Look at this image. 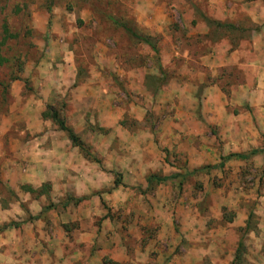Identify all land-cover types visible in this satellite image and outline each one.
Listing matches in <instances>:
<instances>
[{
  "label": "rangeland",
  "instance_id": "374dc122",
  "mask_svg": "<svg viewBox=\"0 0 264 264\" xmlns=\"http://www.w3.org/2000/svg\"><path fill=\"white\" fill-rule=\"evenodd\" d=\"M225 7L0 0V229L18 225L0 232V264H264L250 237L264 223V152L225 161L264 149L260 65L203 66L219 59L209 42L254 34L243 17L228 30ZM115 21L152 38L159 60Z\"/></svg>",
  "mask_w": 264,
  "mask_h": 264
},
{
  "label": "crops",
  "instance_id": "0c3cea01",
  "mask_svg": "<svg viewBox=\"0 0 264 264\" xmlns=\"http://www.w3.org/2000/svg\"><path fill=\"white\" fill-rule=\"evenodd\" d=\"M218 2H221L223 7H228L223 8L222 15V18H225L224 20H227V24H233L226 26L228 30L233 31L235 28V24H237V28L243 26H240L238 23H236V20L240 21L238 17H243L246 18L247 22L250 25L248 28H246L247 30L255 27L254 34L252 33V35L248 39H246L240 34V32L243 31L242 30L238 32V37H233L234 39L229 40L224 39L219 45L217 44L216 46H213L212 43L209 42V47L207 46V48H209V50H212L213 48V51L215 52L214 56L219 57V59H210V57H207V55L205 54V56L203 57V66L209 68L220 67L219 69L238 67L239 72L240 70L244 72V70L249 69L251 65L254 66L255 64H257L256 68L259 65L260 68H258V71H256V73L258 72L259 75L264 78V2L256 0V2L252 3L251 6L246 4L243 5L245 0H218ZM242 33H245V29ZM235 41L240 43L235 44ZM237 45L239 46L237 47ZM210 55L212 56L213 53ZM253 59L254 62L253 64H251V61ZM257 111L261 112L260 110ZM241 121H243V118L241 119ZM228 226L230 228V231H232L233 233L229 235L226 233L224 234L229 238L233 234L235 235L234 238H236L238 236V234L236 233L237 230L244 228L246 224L244 220H239L228 224ZM250 237L252 242L253 239H255L257 252L264 249V223H261L259 225V232L257 234L253 232ZM228 249H230V246L228 247ZM230 252L231 253L228 254V256L230 257L229 262L233 260V254L235 251L233 249Z\"/></svg>",
  "mask_w": 264,
  "mask_h": 264
},
{
  "label": "trees",
  "instance_id": "16d2710c",
  "mask_svg": "<svg viewBox=\"0 0 264 264\" xmlns=\"http://www.w3.org/2000/svg\"><path fill=\"white\" fill-rule=\"evenodd\" d=\"M115 25H117L118 27H120L121 29L124 30V32L126 34H128V36L135 40V41H138V42H144L146 43L152 50V52L154 53L155 57L157 58V60H159V57H160V50L159 48L157 47L156 44H154L152 38L150 37H147V36H144L140 31L137 30V28L134 26V25H131L129 23H124V22H119V21H115ZM5 33H6V37L4 38L3 40V43H1L0 45H4L5 42L8 40L9 38V30L7 27H5ZM0 62L1 63H5V59H2L0 57ZM0 85H2L0 83ZM43 118L45 119H50L52 120V122L59 128L60 131L62 132H65L67 135H68V138L69 140L71 141L72 145L74 147H77V148H81V149H84V143L81 141V139L77 136V134L73 131V129H71L65 119H63L61 117V115L59 114L58 111H56L54 108L52 107H48L47 109V112H45L43 114ZM264 152V149H261V150H254L252 151L250 154L248 155H231L229 156L228 158L225 159L226 160H231L233 158H239V159H242V160H249L251 157L253 156H256L260 153ZM224 165V163H222L221 165L219 166H216L215 168H220ZM207 168H211V167H207ZM117 179H116V182H115V186L116 187H121V186H125L123 181H122V178L120 175H116ZM173 177H158V176H151L148 178L147 182L149 185H152L154 181H156L157 183L159 184H162V183H166L170 180H172ZM82 199H80L81 201ZM13 226H18L16 225L15 223L11 224V225H8V226H5L3 227L2 229H0V232L4 231V230H7ZM243 246V243L240 244L239 246V249L237 251V255L238 253H240V250ZM238 258V256H237ZM237 264V263H235Z\"/></svg>",
  "mask_w": 264,
  "mask_h": 264
}]
</instances>
